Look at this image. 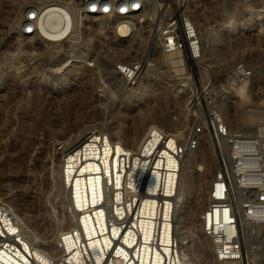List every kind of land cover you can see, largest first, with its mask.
Instances as JSON below:
<instances>
[{
  "label": "built area",
  "instance_id": "1",
  "mask_svg": "<svg viewBox=\"0 0 264 264\" xmlns=\"http://www.w3.org/2000/svg\"><path fill=\"white\" fill-rule=\"evenodd\" d=\"M194 2L58 0V4L75 10L80 32H91L94 37L93 48L86 47L79 56L69 55L65 64H85L94 69L103 58L111 63L109 74L99 78L97 94L104 105L109 101L106 95L118 91L114 80L131 91L148 76L157 74L160 61L171 62L178 54L186 60V66L176 63L172 67L180 73L171 94L175 101L184 103L190 123L188 136L179 143L175 133L161 126L150 128L143 149L130 155L132 162L128 161L127 168L133 173L131 193L125 203L118 204L123 213H116L119 220L113 228L119 233L110 247L101 252L102 264H165V249L170 250L171 264H184L189 237H179L173 230L179 207L180 165L187 154L200 148L204 135L212 140L217 169L208 204L199 219L203 234L211 239L214 259L220 263L258 264L255 248L264 256V238L256 237L249 228H264V124L233 132L221 107L240 85L254 77V72L239 60L220 80L213 76L193 14ZM45 7L39 2L25 5L18 34L40 37ZM100 20L118 22L102 25ZM122 26L127 27L126 33L121 32ZM108 135L104 133L103 140H108ZM29 243L16 209L0 195V264H8L1 255L12 264H56L33 258L27 250ZM42 256L46 261L52 260L46 252ZM167 258L169 264L170 257Z\"/></svg>",
  "mask_w": 264,
  "mask_h": 264
},
{
  "label": "bare ground",
  "instance_id": "2",
  "mask_svg": "<svg viewBox=\"0 0 264 264\" xmlns=\"http://www.w3.org/2000/svg\"><path fill=\"white\" fill-rule=\"evenodd\" d=\"M194 1L193 14L203 41L205 57L210 56L209 59L211 61L216 51V45L222 40L223 32L227 31L231 34L232 30L237 28L238 25L232 17H227L228 19L219 23L217 27H211L207 20L202 23L198 16L197 2L199 0ZM43 4L46 5V11L40 38L45 43L53 45L64 41V39L67 42H76L75 39H78L79 35L82 36L80 31H78L80 21L79 17L74 13L75 10L71 9V7L59 5L55 0H49ZM117 22V20H100V24L104 25L116 24ZM121 32L126 33L127 27L122 26ZM93 38L91 32L87 34V42L91 46L94 45ZM16 40H18V37ZM74 47L75 45L71 44L72 56H75L78 51ZM65 55L67 53L64 54V57ZM172 58L171 62L166 65L168 72L162 80L151 81L148 76L139 85L143 93L156 94L157 99L162 100L161 103L164 102L163 104L165 105L168 104L170 99L168 93L180 73H173L174 70H171V65L174 67L177 63L178 65L186 66V60L182 54ZM231 61L232 57H224L217 65V68L214 69V73L222 75L230 66ZM163 63V61H160L161 67H164ZM69 65L67 63L61 67V79H64V76L72 70L71 67L69 69ZM175 70L179 71L180 69L175 67ZM169 76L172 78L164 81ZM146 80L149 82H145ZM172 80L173 84L171 85ZM114 85L122 87L121 81L114 80ZM62 87L63 90L59 91L52 88V95L56 94V99L59 97L64 101V86ZM247 87V83L240 85L235 94L223 101L221 106L224 118L233 132L251 130L250 126L257 121L253 114L241 113L239 104L231 110V105H233V101L231 102L232 98L237 99L234 104L239 102L241 106L250 101ZM9 95H0V162L5 161L19 175L18 186L20 189L15 192L21 194V192L25 191L28 196L36 200V204L38 203V209L31 208L32 213H29L22 210L18 203H14L12 199L10 200L22 224L23 234L26 240L30 242L27 250H30L33 258L37 261L42 260L44 263L54 261L56 264H102L101 252L110 247L113 237H117L119 233V229L113 228V224L119 220L116 213L119 216H122L123 213L118 204L125 203L131 193L130 186L132 185L133 173L131 169L127 168L128 161L132 162L130 155L134 156L143 149L147 142L149 129L159 127L160 124L156 125L157 123H153L148 126L149 129L146 132H142V130H144L147 121L158 120L166 126V129H169H165L166 131L173 130V133L179 138V143L185 142L190 131V123H188L184 103L182 101H173L174 109L179 111V113L177 112L179 117L176 121L167 115L159 114L152 108L146 107V112L141 113L139 123L135 124L138 125V128H135L136 126L134 127L133 124L134 129L132 127V133L128 137L124 136L127 133H120L119 126L111 127V124L107 125V123L96 121L92 117L89 118L91 115L88 116L89 113H86L81 116L74 115V120L70 121V123L67 122L68 124H64V120H61L62 122H59V124L56 122L54 128H51L52 136L44 137L43 130H40L39 137L37 135L33 140L29 138L25 141H20L15 139L16 136L11 137L8 131L9 124L7 125L9 119L7 118V122L4 119L5 106L7 105L6 98L10 97ZM126 96V98L130 99L133 95ZM140 97L142 98L143 96ZM70 98L69 100H71ZM116 98L117 96L114 95L113 100ZM70 104L69 107H71ZM57 107L59 110L60 107L58 105ZM7 108L10 109L11 106ZM14 114L12 113V115ZM62 114L60 116L63 117ZM41 121H44V119ZM45 122L43 123L45 124ZM47 122L53 124L51 120ZM21 124L19 123V125ZM15 125L12 126L15 128ZM161 127L163 128V126ZM36 132L39 131L37 130ZM104 133L109 134L108 140H103L102 135ZM12 134L15 133L12 132ZM19 135L22 134L19 133ZM11 146L14 151L12 153L6 152L9 151L8 148ZM205 149L206 154L204 153ZM216 164L217 160L212 140L208 135H204L200 148L196 152L187 154L183 164L180 165L179 207L177 221L173 230L179 237L183 232H187L190 238L184 264H194L197 256L200 257L202 264H221L214 259L213 245L208 242V236L203 234L202 222L196 217V213L203 211L208 204L210 186L216 172ZM15 192H13L14 196L17 194ZM102 199L104 201L100 204ZM115 204L116 211L114 210ZM165 250L167 253V256L165 255V264H167V257H170L169 264H171L170 250ZM43 252H46L52 260L46 261L42 256ZM1 256L5 262L12 264L5 255ZM250 264H253L252 261Z\"/></svg>",
  "mask_w": 264,
  "mask_h": 264
},
{
  "label": "rangeland",
  "instance_id": "3",
  "mask_svg": "<svg viewBox=\"0 0 264 264\" xmlns=\"http://www.w3.org/2000/svg\"><path fill=\"white\" fill-rule=\"evenodd\" d=\"M46 1L49 0H0V93L4 92L3 94H10V97L6 98L7 105L5 106L6 112L4 110L6 113H4V119L6 120L5 122L9 119L7 125L9 124L8 131L11 137L16 136L15 139L20 141H25L29 138L33 140L35 139V136L40 133V130H43L42 132L44 137H49L53 135L51 130L54 128L56 122L59 124V122L61 123L64 120V124L67 122L70 123V121L74 120L73 117L76 115L81 116L86 113H89L88 116L91 115L89 118L92 117L96 121L104 122L105 124L107 123V125L111 124V127L116 125L117 127L119 126L118 128L120 129V133H127L124 135L125 137L131 135L135 126V128H138V125L135 124L139 123L141 113L146 112V107L152 108L159 114L167 115L173 120H175L173 117H179L178 109H174V99L171 94V90L168 93L170 99L168 104L165 105L163 104L164 102L161 103L162 100L157 99L156 94L143 93L140 86L131 91L124 90L123 87L120 88L115 86V89H118V91L115 92L116 94L111 93V95H106L105 99L109 101L107 105H104L97 94V90L100 87V76L102 77L104 75H108V69L111 67V63L107 62L106 58L100 60L97 63V67L94 69L89 68L85 64H78L76 67L74 66L75 68L69 65V69L71 67L72 70L64 76V79H61V67L64 66L63 64L66 63L69 55H73V52L70 50L71 44L75 45V49H78L75 56L82 55L83 52H85L86 47L93 48L94 45L91 46L87 42V34L89 32L86 34L80 32L82 36L79 35L78 39H75L76 42H67L66 39H64V41H60V43L57 42L53 45L45 43L43 39L40 38L41 36L38 38H25L18 34L17 28L23 17L24 6L32 2L44 3ZM55 1L58 3V0ZM197 6L198 16L202 23L207 20L211 27H217L219 23L228 19L227 17H232L234 22L237 23V28L232 30L231 34L227 31L223 32L222 40L216 45V51L213 59L210 61V56H207V63L214 73V69L217 68V65L224 57H232L230 66L222 75L213 74V76H216L218 80L226 75L227 71L235 61L243 60L252 68L254 77L247 83L250 101L241 106L239 102L234 104L237 99L232 98L231 102L233 101V105H231V110L239 104V111L241 113H251L254 115V118L257 119L254 123L255 126L252 124L253 126L251 125L250 128H257L261 126L264 124V0H199L197 2ZM64 7L70 6L64 4ZM17 37L18 40H16ZM65 45H67V48ZM64 52L67 53L65 57ZM163 65L164 67H159V70L156 71L157 74L150 78L151 81H159L165 77V74L168 72V67L165 62ZM172 67L173 66L171 65V70H173ZM173 73L175 72L173 71ZM169 78L172 77L169 76L164 79V81ZM145 82L149 81L146 80ZM172 84L173 80L171 82V85ZM62 86H64V101L59 97L56 99V94H54V96L52 95V88L59 91L63 90ZM9 90L10 93L8 94ZM114 95L117 96V101H111ZM126 95L133 96L128 99L126 98ZM140 96L143 97L141 98ZM69 98L71 100H69ZM58 101L62 103H59ZM69 104L71 107H69ZM57 105L60 107L59 110ZM61 106H64V109ZM61 108L62 110H60ZM55 111L57 114L54 113ZM48 112L51 115L47 114ZM12 113H15V117ZM61 114L63 117L60 116ZM43 119L44 121H41ZM50 120L53 124L47 122ZM32 122L34 126H32ZM43 122H45L46 125ZM19 123H22V128ZM36 123L41 124L37 125ZM153 123H157L156 125L160 124V126H163V128L166 129V126L163 125V123L158 120H153L147 121L142 132H146L149 129L148 126ZM12 125H15V128ZM16 130L18 131L16 132ZM37 130L39 132H36ZM171 131L173 132V130H170V132ZM12 132L15 134H12ZM19 133L22 135H19ZM27 133L29 134V137ZM8 150L9 151L6 152L12 153L14 151L12 146L9 147ZM204 151L206 154V149ZM4 162L5 161L0 162V195L6 197L9 201L12 199L14 203H18L20 208L26 212L32 213L31 210L34 208L37 210L38 203L36 204V200L34 198L28 196L25 191L21 192V194H19V192H15L20 189L18 186L19 175L14 172V170H12L6 162ZM7 167L9 168L7 169ZM13 192L17 194L14 196ZM33 205L36 206L34 207ZM199 213L200 211L196 213L197 218H199ZM249 228L250 232L254 233L256 237L264 238L263 227L255 228L250 225ZM184 235L188 236V233L183 232L180 237ZM208 242L212 245L211 239L208 238ZM187 249L185 254L188 251ZM253 253L259 259L258 264H264V256L261 254V251L258 248H255ZM194 264H202L199 256L196 257Z\"/></svg>",
  "mask_w": 264,
  "mask_h": 264
}]
</instances>
